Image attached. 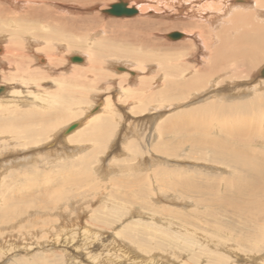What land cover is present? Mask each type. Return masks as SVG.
Segmentation results:
<instances>
[{
  "label": "bare ground",
  "instance_id": "bare-ground-1",
  "mask_svg": "<svg viewBox=\"0 0 264 264\" xmlns=\"http://www.w3.org/2000/svg\"><path fill=\"white\" fill-rule=\"evenodd\" d=\"M75 1L0 0V107H2L0 113L4 112L7 115L6 118L0 119V146L3 145L2 150L4 151L1 150L3 153L0 151V161L4 162L1 169H4L6 165H15L17 167V165L23 163L30 156L32 150H39L36 146L48 144V141L56 135L57 129L61 130L60 134L63 133V138L77 135L79 139H74V141H82L78 144L74 142L69 147L71 151L73 150V154L85 147L87 148L90 146L89 144L94 142L104 144L109 141V136L111 138L114 135L116 139L120 137L118 141L120 142V150L118 148L119 152L115 153L116 155L135 153L139 149L136 148L134 141L142 130V124L146 125L148 120L158 119L161 116V114L155 113L154 108L159 107L160 110L162 109L166 113L167 110L174 109L176 106L185 105L189 99L199 100L207 92L218 93L221 94V97L230 98L242 95L243 90L256 89L259 85L264 87V77L262 76V69H260L264 62V0H235L238 3H234V0H201L202 3H197L199 2L198 0H154V2L152 0H134L133 4L135 3V5L133 6L123 0L128 7H134L137 13L131 16H114L110 14L109 16L117 18L109 17L106 22H102V18L98 15L93 17L82 15L80 19L77 18V14L80 11L84 12L87 7L80 9L82 6ZM42 2H45V4L53 2L55 5L57 3L60 4V2L69 4L75 2L74 5L68 6L69 8L66 7V12L75 15V17L65 16L63 13L59 14L55 10L48 9V6H41L47 9L43 11L39 6L34 5ZM174 2H178L180 10L185 11L180 16L175 13L178 19L173 20L179 21L164 19L166 15L171 17L172 12H170V9L172 11L174 6L177 7V5L173 4ZM176 7L175 10L178 9ZM204 9L208 11H204ZM148 10H151L153 14H148ZM102 13L104 16L108 15L104 12ZM157 15L160 17L157 18ZM153 17L157 19H152ZM162 17L164 18L162 19ZM185 17L190 19L186 20L184 19ZM96 20L101 21L100 26ZM64 21H70L76 25V28L69 29L62 26ZM93 22L96 24H93ZM143 22L145 25H143ZM139 23L142 25L139 26ZM219 23L221 24L218 30L216 26ZM83 25L88 29L95 28L91 32L96 31V27L99 26V30L105 31L107 41L105 43L97 42L98 40L92 41L90 39L91 34L90 38L88 37L91 41L87 40L85 42V40L81 39L82 41L80 42L76 37ZM167 25L170 28L182 29L184 33H179L182 34L180 37L184 36V38L174 42H166V39L162 40L159 35L164 26ZM142 26L144 27L142 28ZM131 29L134 30V35L131 38H128L126 34L122 35L123 32L128 34ZM65 30L74 31L75 37L71 34L64 35ZM111 34L114 35V38H111ZM168 34L167 37H169ZM113 39H121L120 45H117V42H114ZM81 44H86L84 45V50L81 49L79 51L81 53L79 56L82 58L81 62L83 63L79 61L81 64H78V62L70 61L71 65L65 66L64 70H60L58 67L63 65V59H67L64 57L62 49L83 48ZM89 44L95 45V47L92 46L91 49ZM53 45L56 46L57 50L61 48L62 55H58L59 51L57 52V50L55 52ZM160 49L161 51H159ZM95 52L100 54V56L103 54L110 55L108 59H112V57L128 59L130 63L134 62L137 64L133 68L121 67L123 71H127L119 74L118 83H115V80L111 81L112 87L115 89L114 95L116 93L122 95L129 93L131 96V98L126 97L124 101H121L124 105L128 104L132 107L131 113L133 116L131 117H133V120L129 122L127 131L121 132L119 129L116 132L115 130L119 125L117 122L120 120L118 119V108L122 104L120 101L118 102V99H113L112 95H105L103 99L96 101L95 108L80 109V105L85 103L83 100L86 96V87L83 86L85 81L89 78L97 80V82L102 81L99 85L106 89L104 81L108 78H104L106 76L104 74L109 72L103 70V63L99 60L100 56H95ZM39 54L44 55L43 65H38L39 61H43ZM109 62L111 61L109 60ZM44 65L50 67L47 70L49 72L46 71L47 68ZM129 72L131 75H136L134 79L130 78ZM72 80L73 82H70ZM123 82L127 84L122 85L121 83ZM120 97L117 96L116 98ZM24 98H31L30 102L35 107L22 110L23 108L20 104L25 101ZM255 101H264V97L256 98ZM155 102L159 105H151ZM199 106L201 107L199 108ZM199 106L198 108L204 111L219 109L222 112L227 110V114H229L228 112L231 109L234 114H237L242 110L243 106L248 105H236L232 102V107H226L220 104L218 100H211L206 104H199ZM198 108L193 109L191 115L188 116L193 117V114L199 110ZM80 110H82L81 113ZM146 110H149L151 115L146 114L147 116L142 117V120H138L136 115ZM162 111L159 112L162 113ZM13 112L21 113L23 119L20 117L14 118L7 114ZM72 112H77V114L74 116ZM183 116H186V114ZM74 117L75 120H79L78 123H75L76 127L70 132H65L64 128ZM194 117L200 120L199 114ZM67 119L69 122L67 121L66 124L62 125V122ZM244 119L242 121L249 123L248 119ZM187 120L190 122L186 117ZM167 122L168 120L165 121L164 125L162 124L157 128L158 134L161 136V142H163L162 145L165 143V147L162 148L160 143H149L155 153L160 155L158 157L152 153L148 155V160L146 156L145 159L148 161L146 163H152L156 159L160 161V159H163L161 158L163 155L175 158L178 156L176 151L186 146L180 143L189 142L187 148L191 151L192 157L197 155V159L217 163L219 168L231 171L232 174H222L220 172L219 175L213 177L209 175L176 177L179 174L173 172L172 179L165 180L167 184L175 190L178 189L183 192L181 194L182 199L193 198V204L196 208L216 210L222 215L226 211L231 217L240 218L246 231L245 242L250 245H255L258 242L262 243L264 240V135L261 132L264 133V121H260L256 127L248 131L241 129L236 124L226 126L227 123L220 122V120H217L215 124L208 119L207 124L201 127L199 137H196L198 136V131L195 129L186 130V128H183L177 131L173 130L172 126L167 125ZM178 133L182 138L181 140L177 139L176 134ZM8 134H15L24 144L14 141L17 138L8 140L6 138V135L9 136ZM165 135L170 137L162 138ZM3 137L4 140L1 139ZM176 139L177 141H175ZM7 142L10 143L9 146L6 145ZM14 142L17 143L12 145ZM11 149H14L13 157L15 160L13 162L8 161L10 159L8 158V150ZM23 149L29 150L20 153ZM93 154L89 150L87 153L82 154L80 159H72L62 163L65 164L62 167H67L65 169L70 180H63L61 183L63 185L76 186V189L89 188L86 191L90 193L93 189L92 175L86 167L92 164L91 156ZM40 158L39 156L38 159ZM143 161L142 159L141 162ZM38 162L40 161H35L33 167L31 166L30 170L33 173L38 169ZM103 162L99 164L100 168L98 170L101 173V177L107 175L113 169H108ZM126 167L131 173L132 168L128 165ZM13 169H11V172L17 171ZM7 176L9 177V175ZM162 178L160 176L157 181L161 183L164 180ZM147 180L150 182L149 179ZM129 183L128 186H125V188H128L127 192L132 196L134 194L140 196L141 182L129 181ZM95 190L97 191V189ZM57 193L58 200L71 197L64 187ZM100 194L102 196H98L99 199L104 198L106 204L102 205L103 209L100 212L97 209L90 212L91 215H94L93 221L87 220L86 208L84 207L80 213L77 212V216L68 217L69 220L77 221L78 224H81L82 234L79 236H83L85 240L81 239L80 241L85 245L93 242L96 244L99 240L104 241L106 237L111 235L108 241L111 242L110 245L112 246L109 247L105 243L106 250L104 252L91 253L92 255L89 253L88 256L91 257V262L118 264V259H122L125 262L133 258L132 264H172V261L168 258L166 260H149L146 258L144 256L146 253H143V248L146 247V239L143 240L138 237L137 240L141 243L137 244H139L143 252L137 253L130 245L133 242L132 239L136 238V234L137 236L139 232L144 234V228L135 230L134 227H128L127 230L125 228L123 230L121 228L115 230L106 227L107 225L115 226L117 224H113L110 221L111 219L108 217L110 212L117 213L118 215H114V217L120 221L119 212L121 201L124 199H120L123 197L115 199L117 195L112 193V191L106 192L102 190ZM142 198L144 199V196ZM149 206H152L151 203ZM0 209L4 211L2 216L6 217L7 220L13 214V212L5 213L7 207ZM58 215H60V212H58ZM63 216L66 215L61 214V217ZM117 219L116 222L118 221ZM2 221L5 220L2 219ZM67 222L65 221V224ZM3 223L1 222V224ZM74 223L72 222L70 225ZM98 223H102L105 227H101ZM192 223L195 225L194 221ZM207 223L208 225L211 224L209 221ZM187 225L182 221L181 226H183L185 232L180 230L177 234L162 228H160V232H155L154 236L153 232L147 231V234L154 237V244L158 251H164V245L166 246L168 241L169 243H174L172 246H175V250L179 251V254L174 256V259L175 257L181 258V254L187 253L189 256L179 259L181 261L180 264H191L194 263L195 259H197L195 264H201L205 260V256L211 260L215 259L217 264L223 263L227 254L225 256L223 253L219 254L218 251H211L212 255L208 256L207 254H200L202 251H199L200 253L197 251L198 244L201 246L205 244V248L206 244H208L206 241L210 240L215 243L213 245L214 249H221L223 242L221 244H216V242L225 240V251L233 253L241 249L240 251L247 252L242 247H236L241 244L237 238L230 237L229 230L231 229L226 225L212 226L213 229L210 227L212 231L208 237L207 234L211 229L207 228L208 226L203 228L200 233H202L201 236L204 243L203 241L200 243L198 239L193 238V232L197 230L195 227L192 228ZM58 228L60 231L63 230L62 225H59ZM181 239L184 240L179 241ZM261 243L259 244L260 246ZM144 244L145 246L142 248ZM3 248L0 246V250H3ZM152 251L151 249V251L148 250L146 252L150 254ZM100 256H104V261H99L98 258ZM201 257L202 260L200 261ZM78 262L79 264H86L79 260ZM262 263L264 264V257L262 262H259V264Z\"/></svg>",
  "mask_w": 264,
  "mask_h": 264
},
{
  "label": "rangeland",
  "instance_id": "rangeland-1",
  "mask_svg": "<svg viewBox=\"0 0 264 264\" xmlns=\"http://www.w3.org/2000/svg\"><path fill=\"white\" fill-rule=\"evenodd\" d=\"M126 1L128 2L130 6L135 5V3L133 4L134 0H126ZM198 1L199 2L197 3H202L201 0H198ZM75 2L79 3V5L82 6L80 7V9L87 7L84 12L80 11L79 14H77V18L79 19L82 15L90 16V17L98 15L102 18V22H106L109 17L117 18V17H112L109 15L104 16V14L102 13L103 10L107 9L110 6V4L116 3L117 0H76ZM75 2H73L72 4L60 2V4L57 3L56 5L53 2L51 3L48 2L47 4H45V2H42V3H37L34 5L39 6V8L43 11H46L47 9L41 6H48V9L50 8L52 10H55L59 14L63 13L65 16L75 17V15L66 12V7L68 6L70 7V5H74ZM152 2H154V0H152ZM233 2L238 3V1H235V0ZM85 4H88V5H85ZM173 4L177 5V7L174 6V10H175V7L176 9L177 8L178 9L175 11L174 10L171 11L170 9V12H172L171 17L170 15H166V18L162 17V19L164 18L170 21H179V20H173V19H178L177 16H180L185 10L183 11L180 10L178 2H174ZM87 9H88V12H87ZM205 10L208 11L207 9H204V11ZM147 13L153 14L151 10H148ZM175 13L178 15L176 16ZM156 17L159 18L160 16L157 15ZM156 17H153L152 19H157ZM184 19L188 20L190 18L185 17ZM96 21H97V24L100 26L101 21L99 20H96ZM63 23L64 25L62 26L66 28H69V29L76 28V25L72 24L70 21H64ZM93 24H96V23L93 22ZM220 24L221 23H219L216 26V29L218 30L220 29ZM138 25L141 26L142 24L139 23ZM143 25H145L144 22H143ZM99 26L96 27L97 29L96 31L91 32V30L95 28L88 29V28H85L83 25V28L79 30V33H77L78 35L76 37L78 38L77 40H79L80 42L82 40H85V42H87V40L92 39V41L98 40L97 42L105 43V41H107V36L104 30L102 31L99 30ZM143 27L144 26H142V28ZM174 31L184 33L182 29L175 28V27L170 28L169 25H167V26H164L159 36H161L160 38H162V40L166 39L165 40L166 42H169V41L174 42V41L181 40V38H184V36L178 39H171L167 37L168 33H171ZM64 33H65L64 35L71 34L73 37H75L74 31L69 30ZM80 34H83V35H80ZM125 34L128 38H131L134 35V30L131 29L128 34L125 32L122 33V35H125ZM90 35H91V38H90ZM111 38H114L113 34H111ZM113 40L114 42H117V45H120L119 42H121V39H118V40L113 39ZM84 45L86 44L82 45L83 48H71V50L62 49L64 53V57H66L67 59L64 58L65 59L64 60L61 57L63 59V65L59 66L58 68L60 70H64L63 68L65 66L71 65L70 57L72 55H81L79 51L81 49L84 50ZM92 46L95 47V45L89 44V47L91 49H92ZM53 47L55 48V52H56L57 50L56 46L53 45ZM58 51H59L58 55H62L61 48H58L57 52ZM159 51H161V49ZM94 55L100 56V54H97V52H95ZM39 56L43 59V61L42 62L37 61L39 63L38 65L40 64L43 65L44 59H45L44 55L39 54ZM108 57H110V55H106V54H103L99 57L100 62L103 63V67H104L103 70L106 72H109L108 74H104L106 75L104 76V78H108V79H105L104 81L106 83V87H105L106 89H104L103 87H100L99 84L102 81L97 82V80H94L92 78H89L87 81H85V84L83 85L86 87L85 89L86 96L83 99L85 103L83 105H80V109H84V108L89 109L91 107L95 108L96 101L100 100L101 98L103 99L105 95H112L113 99L115 100L118 99V102L120 101V103L122 104V106L118 108V114H119L118 119L120 120L119 121L117 120L118 121L117 123L119 125L117 126V128H115V130L116 132L119 129L121 132L127 131V129L129 128L128 126L129 122L133 120V117H131L133 116L131 113L132 107L131 105H128V104L124 105V103H122L121 101L122 100L124 101V98L126 97L131 98V96L129 93H124L123 95L116 93L114 95L115 89H113L111 81L115 80V83H118L117 80H118L119 74H122L125 71H127V70L123 71L122 69H119L120 67L124 68V66H126V67L133 68V66L137 64H135L134 62L130 63L128 59H119L115 57H112V59H108ZM109 60L111 62H109ZM81 63L78 62V64H81ZM44 66L47 68L46 71L49 70L48 68L50 67L46 65ZM263 66H264V62L260 66L261 67L260 69H262ZM129 75L131 79H134V77L136 76V75H131L130 72H129ZM70 82H73V80ZM121 84L125 85L127 83L123 82ZM220 95L221 94L214 93V92H211V93L207 92L199 100L189 99L188 101H186L185 105L176 106V108L174 109L167 110L166 113L163 112L162 109L160 110L159 107L154 108V111H156L155 113L161 114L162 117L158 115L159 116L158 119L160 118V120H158L157 118L148 120V122H146V125L141 123L142 126L144 127L141 126L142 128L141 132H139V135L135 137L136 140L134 138L135 140L134 144L136 145V148L139 149V151L135 153L132 152L130 154L127 153V154L116 155L115 153L119 152L120 150V147H119L120 142H118L120 140V137H117L116 139L114 135L111 138L109 136L108 138L109 141H107L104 144H101L100 142H94L92 144H89L90 146L87 145L88 146L87 148L85 147L84 149H81L78 152L75 151L77 153L73 154L74 153L72 152L73 150L71 151L70 150L71 148L69 147H71L74 144V142L78 144L79 142H82V141L80 140L77 142L74 141V139L75 140L79 139L77 135L74 137L72 136L69 138H63L62 136L63 133L60 134L61 130L57 129L56 135L54 136V138L48 141L49 143L47 142L48 144L45 143V144H40L36 146V148H39V150L38 151L32 150L30 156L26 158L27 160L17 165V167H15V165H6L7 169L6 167L4 169H1L3 168L2 166L4 165V162L0 161V208L7 207L8 211L7 210L5 211L6 214L13 212V214H11L9 219L7 220L6 217L2 216V212L4 211L0 209V237H1L0 246L1 248L4 247L3 250H0V264H73V263L79 264L78 260L86 264L87 263L101 264V262H91L90 260L91 257H89L88 254L89 253L96 254L101 251L104 252L106 250V245H109V247L112 246L110 245L111 242L108 241L110 239L109 236L111 235L106 237L104 241L103 240L97 241L98 242L96 243L97 245L94 244V242L87 243L85 245L82 241H80L81 239L83 240L85 239L83 238V236L81 237L79 236L80 234H82V228L80 227L81 224H78L77 221H71L69 220V218L73 216L74 217L77 216V212L80 213L81 209H83L84 207L86 208L87 220L93 221L94 215H91L90 212H92L95 209H97L100 212V210L103 209L102 205L106 204L104 198L99 199V197L102 196L100 194L102 190H105L106 192L112 191V193L117 195V198L115 199H119L120 197H123V198H120L121 200L124 199L123 201H121L122 204H121V208L119 212V216H121L120 221L116 217H114V215H118L117 213L110 212V215L108 216L111 219L110 221H112L113 224L114 223H117V224H115V226L107 225L106 227H110L115 230H119L120 228L122 230L123 228L127 230L128 227H134L135 230L144 228L145 229L144 234L141 233L142 236L140 232L138 233V236L136 234V238L132 239L133 242H131L130 245L134 248V250H136L137 253L143 252L140 249L141 247H139V244L141 243L137 240H138V237L142 238L143 240L146 239V243H145L146 247H144L145 246L144 244L142 245V248L144 247L143 253H146L144 254V256L148 258L149 260L151 259L166 260L168 258L170 261H172V264H180L181 261H179V259L181 258L183 259L185 256H189L186 253V254H181L180 256L181 258L175 257L174 259V256H177L179 254L178 253L179 251L175 250L176 247L172 246L174 245V243H169L168 241V244L166 243L167 247L164 245V249H163L164 251H158V249H156V245L154 244L155 243L154 237H153L154 233L160 232L161 230L160 228L168 232H172V233L174 232L176 234L180 230L185 232L183 226H181V223L183 221L184 223L190 225V227L196 228L197 231L193 232L194 233L193 238L198 239L200 243L203 241V238L201 236L202 233H200V231L203 228H206L208 226L207 228L213 229L212 226L226 225L229 229H231L229 230V233L231 234L230 237L237 238L241 244V245H238V246L235 245V246L242 247L243 249L247 251L244 253L243 251H240L241 250L240 249V250L234 251L233 253L231 252L229 253L225 251V248H224V246L226 245L225 240L223 241L218 240L216 244H221L223 242L222 247L221 249H214L213 245L215 243L214 241L210 240V241H206L208 242V244H206L205 248H204L205 244H203L202 246L200 244L197 245L198 246L197 251L198 252L202 251L201 253L199 252L200 254H203V255L207 254L208 256H210L212 255L211 251H218L219 254L223 253L225 256L227 254L226 260L224 261L225 263L221 262V264H259V262H262V259L264 257V240L262 241V243L258 242L255 245H250L246 243L245 242V238L247 237L245 236L246 231L244 229V225L241 222L240 218L235 219L231 217V215L226 211L222 215L216 210H210V209L203 210V208H200V207L196 208L195 205L193 204V198L182 199L181 194L183 192L179 191L178 189L175 190L173 187L168 185L167 182L165 181V180L172 179L173 172L179 174L176 177H185L187 175H194V176L209 175L213 177V176L219 175L220 172L222 174H227V173L232 174L231 171H226L224 170V168L223 169L219 168L217 163H212L207 160L197 159L196 158L197 155H194V157H192L190 153L191 151H189L187 148L188 143H189L187 141L184 144L180 143L181 145H186V146L185 148L179 149L176 151L178 156H176L175 158L166 157L163 155L164 157L162 156L161 158L165 160L160 159V161H158L156 159V160H153L152 163H149V164L146 163L148 162L146 161V159L148 158V155L152 153L156 154L153 148L151 147V145L149 146V143L150 144L160 143V146L162 148L165 147L164 145L165 143L163 144L164 146L162 145L163 142H161V136H159L158 134L159 132L157 128L158 126L162 124L164 125L166 120H168L169 122V124L168 122L166 124L172 126L173 130L180 131L183 128H186V130L188 129L197 130L198 136L196 137L200 136L201 134L200 129L201 127L207 124L208 119L210 120V122L215 123V124L217 120H220V122H224L225 124L227 123L226 126H231V125L236 124L241 129H245L248 131L256 127L260 121H264V101H255L256 98L264 97V87L262 85H259L256 89L243 90L242 95H239L237 97L228 98L226 96L221 97ZM117 96H121V97L116 98ZM30 99L31 98H24L25 101L22 102V104H20V106L23 108V109L21 108L22 110L24 109L28 110L29 108L35 107L33 103L30 102ZM211 100H218L220 104L226 107H232V102L235 103L236 105H248V106H243L242 110L238 112L237 114H234L231 109L228 112L229 114H227V110L222 112L219 109H210L208 111L199 109L201 107L199 106V104H202V103L206 104L207 102ZM151 105L157 106L159 104H156L155 102ZM197 105L199 106V108ZM1 108L2 107H0V109ZM195 108H198L199 110L193 114V117L192 116L189 117L188 115H191V112ZM81 111L82 110H80V113ZM159 111H162V113ZM72 113H74L73 114L74 116L77 114V112H72ZM7 114L10 116H13L14 118L20 117L23 119V115L18 112L7 113ZM146 114L151 115V112H149V110L142 111L141 113H138V115H136V118L138 120H142L143 119L142 117L147 116ZM162 114H165V115H162ZM185 114L186 116H183ZM197 114H199L200 120H197L196 119L197 117H194ZM6 117H7L6 113L4 112L0 113V119L6 118ZM186 117L190 120V122H188V120L186 121ZM243 118H245L244 120L248 119L249 123L242 121ZM69 120L67 119L63 121L62 125L64 123L66 124L67 121L69 122ZM78 121L79 120L77 119L75 120V117H74L72 120H70V122L67 124L64 130L68 126L74 123H78ZM261 134L264 135V133L262 132ZM8 135L9 136L6 135V138L8 140H10V138L12 139L17 138L14 141L24 144L21 142V140H19V137L15 136V134H8ZM176 135L178 137L177 138L178 140L182 139L179 133ZM169 137L170 136L168 135H165V137L162 136V138L164 139L169 138ZM1 139L4 140V137ZM177 139L175 141H177ZM70 141L73 143H71ZM16 143L14 142L12 145H15ZM6 145L9 146L10 143L7 142ZM25 145H29V144H25ZM259 147L262 148L261 146ZM2 148H3V145L0 146V151L2 150ZM16 148H20V147H16ZM14 149L8 150L9 152L8 158H10L8 159V161L10 162H13V160H15L13 157ZM28 150L29 149H23L20 151V153L26 152ZM66 150H67V153H66ZM89 150L90 152L94 153L91 156L93 160L91 162L92 164H89L88 167H86L88 168V171H90L92 175L91 182L93 183V189L91 190V192L89 193V191H86L89 188L76 189V186L74 187L71 185L68 186L67 184L63 185V183L61 182L63 180H70V178L66 173L65 168L67 167H62V165H65L62 163L71 161L72 159L73 160L80 159V156L82 154L87 153V151ZM113 150L114 151L116 150V152H114ZM2 151L1 153L4 152ZM50 151L52 152L49 153ZM69 151L73 155L70 154ZM112 154H115V155H112ZM156 155L159 157L160 154L157 153ZM39 156L41 157L40 159H38ZM142 159L144 160L143 162H141ZM35 161H40V162H38L37 171L33 173L32 170L30 169H31V166L33 167ZM101 162H103V164L105 163L108 169L113 168L110 173H108L107 175H103L102 177H101V173L98 172L100 168L99 164ZM127 165L130 168H132L131 173L129 169L126 167ZM69 168H71V166H69ZM11 169L17 170V171L11 172ZM25 170L26 172L24 173ZM167 171L169 174L167 173ZM7 175H9V177ZM160 176L164 178V180L161 183L157 181V179L160 178ZM147 179H149L150 182H148ZM129 181H134L136 183L137 181L141 182L142 189L140 190V193H141L140 196H136L135 194L132 196L131 194L127 192L128 188H125V186H128L130 184ZM63 187L65 188V190L69 192V196L71 197H66V198L58 200L57 192ZM95 189H97V191ZM76 195L78 196L76 197ZM142 196H144V199L143 198L141 199ZM146 202H150L152 206H149L150 203H146ZM147 205L149 208L147 207ZM75 207H77V209H75ZM58 212H60V215H58ZM61 212H63L64 214ZM61 214L66 215V216H63L64 217L63 218L61 217ZM2 219L5 220L6 222L2 221ZM116 219L118 220L117 222H116ZM65 221H68V222L65 224ZM193 221L195 225H193L192 223ZM208 221L211 222L210 224L211 226L208 225L207 223ZM1 222H4L3 224L5 225L3 226ZM72 222H75V223L73 225H70L72 224ZM98 224L101 227H105L102 223H98ZM59 225L63 226L62 231L59 230L58 228ZM212 229L208 232L207 237L209 233L212 231ZM147 231L150 233L153 232V236L150 234H147ZM183 240L184 239H181L179 241H183ZM40 242L41 244H39ZM260 243H261V246L259 245ZM151 249L153 251L150 252V254H148L146 251L148 250L151 251ZM172 252H175V253H172ZM103 257L104 256H100L98 258L99 261H104ZM132 259L130 261H125V262H123L122 259H118L117 262L118 264H132L131 263ZM196 260L197 259H195L194 263H191V264H195ZM201 260H202V257L200 261ZM201 264H217V263L215 259L211 260L209 257L205 256V260Z\"/></svg>",
  "mask_w": 264,
  "mask_h": 264
},
{
  "label": "water",
  "instance_id": "water-1",
  "mask_svg": "<svg viewBox=\"0 0 264 264\" xmlns=\"http://www.w3.org/2000/svg\"><path fill=\"white\" fill-rule=\"evenodd\" d=\"M104 13L108 14V15H114V16H131L137 13V10L134 7H128L127 3L123 2V0H117L116 3H113L110 5V7L106 10H103ZM182 34H180L179 32H171L168 34V36L170 38H179ZM70 61L72 62H81L82 58L79 55H72L70 57ZM121 69V67L119 68ZM262 72V76L264 77V66L261 70ZM1 91V88H0ZM76 127V124H72L70 126H68L65 129V132H70L72 129H74Z\"/></svg>",
  "mask_w": 264,
  "mask_h": 264
}]
</instances>
